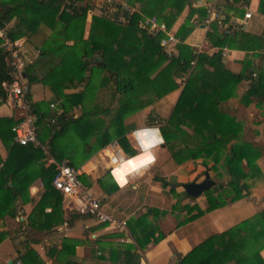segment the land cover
Returning a JSON list of instances; mask_svg holds the SVG:
<instances>
[{
    "label": "trees",
    "instance_id": "1",
    "mask_svg": "<svg viewBox=\"0 0 264 264\" xmlns=\"http://www.w3.org/2000/svg\"><path fill=\"white\" fill-rule=\"evenodd\" d=\"M76 1L0 0V26L7 27L11 39L30 37L41 24L52 31L42 42L36 57L24 68L27 83L50 85L58 108L68 110L80 106L78 115L67 117L64 111L58 113L51 110L48 100L33 102L32 108L38 117L37 139L41 145L35 147L14 142L11 126L15 120L8 116L0 117V140L8 149L4 160L0 156V220L16 216V202L29 200V186L34 180L39 179L44 188L27 218L28 238L23 242V250H19L22 264H43L34 247L29 246L42 240L34 238L33 233L42 237L62 222L70 223L81 215L89 217L76 211H69L63 217L62 195L51 184L55 166L45 165L43 146L56 161L66 159L74 167L113 140L125 153L135 155L136 151L126 139V133L135 125L126 123L125 117L178 88L179 80L185 74L187 77L171 116L160 126L164 145L175 163L202 158L201 163L207 166L210 159L213 162L210 169L217 170V165L222 166L229 178L226 187L215 194L210 188L203 192L207 202L204 210L195 204H181L180 200L172 204V211L176 209L187 214L179 219L177 225L243 197V191L249 188L246 179L263 178L255 161L264 149L242 139V124L220 108L222 102L235 94V84L242 78L249 80V87L241 95V101L248 103L254 99L263 102L262 73L252 79L249 73L231 74L225 70L219 51L211 55L196 53L183 43L177 44L178 55L168 56L159 44V36L146 32L139 25L141 14H145L156 16L169 28L174 16L180 14L186 4L191 9L187 20L193 11H197V17L203 20L205 7H193V0H125L133 6L135 2L140 3L134 12L117 7L112 17L116 19L121 13L127 18L126 23L105 15H92L88 36L84 38V21L90 5L87 2V5L78 8ZM239 1L233 0L234 3ZM61 6L64 7L61 9ZM258 12L264 15V0L259 1ZM183 26L185 23L178 28L177 36L189 30L182 29ZM212 28L206 33L211 45L221 47L227 44L232 48L264 51V27L259 35L240 30L228 35L218 32L214 24ZM7 57L0 49V101L6 99L1 83L10 80ZM42 58L49 64L45 76L37 75L36 71ZM192 61H195L194 64ZM246 64H249L248 59ZM103 71L109 75L102 76ZM106 83L111 84L110 89L113 87L112 104L101 107L94 100L99 86ZM65 88L78 90L65 93ZM154 118L150 112L148 126L155 124ZM66 135L70 142L60 144L58 140ZM153 179L159 181L162 187L170 186V191L176 195L174 186L178 183L172 184L160 175H155ZM98 183L107 193L117 188L115 183L102 179H98ZM184 196L195 199L186 193ZM47 207H50L48 212L45 211ZM166 213L165 210L148 207L138 216L130 217L126 228L133 241L129 243L105 247L97 238L91 241L63 237L57 256L63 258V264H90L71 258L76 245L86 241L92 254L99 259L138 264L141 258L139 251L143 252L147 244L158 243L164 237L157 218ZM6 235L7 231L0 230V243ZM263 246L264 208L229 229L208 236L186 255L178 257L174 264H264L259 255ZM105 248H108V255H104Z\"/></svg>",
    "mask_w": 264,
    "mask_h": 264
},
{
    "label": "crops",
    "instance_id": "2",
    "mask_svg": "<svg viewBox=\"0 0 264 264\" xmlns=\"http://www.w3.org/2000/svg\"><path fill=\"white\" fill-rule=\"evenodd\" d=\"M213 1L214 0H193L192 6L205 7L207 4H210ZM259 1L260 0H249L248 2H243V0H241L234 4L222 3V9L227 20H233L234 18H239L237 13L238 8L234 6L235 4L256 3V6H258ZM87 2H89L90 8L87 10L85 16L83 31L84 38L88 36L92 15H105L109 19L111 18L117 22L126 23V21L122 20L121 13L118 17H116V19L113 18L117 7L134 12L136 11V8L140 6V3L135 2L133 6L131 3H128L125 0H77L75 6L81 8L82 6L87 5ZM63 7L64 6H61V9ZM188 9L189 8L186 7V9L182 10L180 14H178L179 16L176 17L177 20H173L171 23L169 29L173 27L170 31L174 34L177 33L178 28L188 16ZM252 13V18L243 22V24L245 23V28L242 29L241 27V29L244 32L251 33V31L248 29V25L252 22V19H255V16L260 14L257 9H252ZM143 16L146 15L141 14L140 19ZM195 16V13L194 15L192 14L190 17L191 19L189 20L192 23V27L189 28V30L182 36H178L179 43L189 45L193 51L199 49L200 52L211 55L215 53V48H218L219 46L209 44L206 39V33L211 32L209 27L203 23L206 15L204 16L203 20H200L197 16ZM10 24L11 23H9L7 26ZM217 31L221 33V30L218 28ZM51 32V30L41 24V26L36 29L32 36H23L17 38L22 43H24V47L27 49L29 54L30 62L36 57L40 47L42 46V42L49 37ZM259 32L255 34L257 35ZM67 43H71V40ZM165 53L167 52L165 51ZM167 55H178L177 44L173 48L172 52L170 54L167 53ZM221 59L225 70L231 74L238 75L241 72L245 74L249 73L248 75H250L252 79L256 78L261 72L264 76V69L262 70V66H264V51L243 50L228 46L226 56L221 55ZM247 59L249 60V67L246 64ZM210 69L212 70L213 68ZM252 72H256L257 76L252 77ZM186 77L187 74L183 75L181 84L178 88L166 92L160 98H156L153 103L148 105L150 107H145L150 108L148 115L145 113V108H142L129 114V116H126L127 119H125V122L128 120L126 123H133L135 128L141 127L143 121L145 119H149L151 112L155 117V124L150 126H156L160 128V126L164 125L170 118L183 89L184 81L182 82V80L186 79ZM30 87L33 102L48 100V98H50L51 93L44 91L46 86L42 83L39 82V85L37 86V89H39L37 95L33 91V84H30ZM248 87L249 80L247 78L240 79L235 84V94L230 96L226 101L222 102L220 104V108L227 115L233 117L236 122H240L242 124L240 130V136L242 139L250 143L257 144L264 149V101L257 102L253 99L248 101V103L242 102L241 95L248 89ZM76 90H78V88H65L64 92H73ZM262 90L264 91V87ZM99 94L100 91L94 100L95 104H99ZM77 108L80 110V106H77ZM5 116L12 117L14 120L16 118L15 111L13 108H11L10 103L6 99L4 101H0V117ZM133 130L126 133V139L129 145L137 152L138 146L135 140L131 137ZM111 143L119 147V150L117 149L115 151L118 159L127 154L119 146L116 140H113ZM111 143L95 151L88 158L81 161L78 164V168L81 170L83 185L90 189L96 196L101 198L106 206V209L108 211H113L118 220L127 221L130 217H136L139 214L145 212L148 207H155L165 210L162 205L165 201H170V198L168 194H165L166 188H163L159 181L153 179L152 170L157 164L158 168L156 169L159 171V174H170L171 177H169V179L175 180L173 182H180L181 180L187 181V176H189L190 182L191 180L200 181L202 179L199 178L193 180L195 175L192 174V168L195 166L194 163H197L199 160L201 162L202 158L189 159L181 164H177L173 161L169 150L163 144L155 149L157 159L156 162L150 166V168L144 171L142 175L130 177L126 186L122 188L117 186V188H115L112 193H107L98 183V179H102L104 182L106 181L108 183H113L109 176L112 162L108 157L111 154L109 149V145ZM43 149L46 153V158L50 156L47 149ZM7 154V147L0 140L1 158L4 160ZM255 163L259 166L263 174V178L246 179L249 188L243 191L245 193L243 197L224 206L206 211L197 218H194L193 220L185 222L181 225H177L175 217L172 213H169L171 212V208L170 210L168 209V212L161 218V220L157 221L159 224H161V230L164 232V237L158 243L147 244L143 252L138 250L141 253V258L138 264H174L177 262L178 257L186 255L208 236L223 232L261 211L264 208V153L256 159ZM40 182L41 181L39 179H36L32 182L31 186H29V200L27 202H16V211H18V207H21V210H23L24 219L28 218V215L32 211L34 205L40 198V187L42 186ZM219 186L220 185L215 183L212 187V191L214 193L217 192L219 190ZM33 189H35V191H33ZM184 192L185 190L183 188V195L186 193ZM202 194L198 196V199L194 202L199 206L200 209L204 210L207 205ZM184 197L185 198L181 204H194L191 198L186 196ZM175 202L176 199L172 198L171 203L174 204ZM49 210L50 207L45 208V211L48 212ZM61 210L63 212V217L69 213V210L65 207V203L63 202H61ZM183 214L186 216V211H183ZM10 218L12 217L6 216L0 220L1 231H7V223L10 221ZM149 219H151V216ZM111 230L112 229L106 224L97 223L90 217H83L81 215L80 217L73 219L70 223H67V228L63 227L62 222L61 224L55 226L51 231L44 233V240L39 242V245L40 248L45 249L46 252L41 253V251H39L40 249H36V251L39 257L41 256L40 258L45 260H51L55 258L58 250L61 247V240L63 237L77 238L80 240H85L86 237V239L91 241L97 238L105 247H109L110 245H118L122 242L129 243L133 241V238L129 234V231L126 227L123 230L115 232ZM5 239L0 243V258L5 259L6 263L9 259H13V257H7V254H9V252L11 253L12 250L10 251V249H8L9 247L6 246L7 243H5ZM105 249L106 251L104 255H108V248ZM12 253L14 254V252ZM98 253L99 252H97V254ZM259 255L264 262V246L259 250ZM71 258L77 262L90 264H124L97 258L92 254L91 246L86 241L76 245L74 255ZM231 264H233V262H231Z\"/></svg>",
    "mask_w": 264,
    "mask_h": 264
},
{
    "label": "built area",
    "instance_id": "3",
    "mask_svg": "<svg viewBox=\"0 0 264 264\" xmlns=\"http://www.w3.org/2000/svg\"><path fill=\"white\" fill-rule=\"evenodd\" d=\"M234 4L233 0H214L205 6L206 16L203 23L212 31L214 24L224 34H231L234 31H241L243 22L252 18V10L248 9L245 4H239L247 11L239 18L227 20L222 9V3ZM127 10V9H125ZM130 12V10H128ZM126 17L122 15V20L126 21ZM139 25L146 32L158 37L160 46L170 54L179 38L170 31L166 23L160 21L156 16H143L139 20ZM211 26V27H210ZM0 49L8 55L9 76L10 80L1 83L6 92V100L10 103L11 108L15 111V123L11 126L13 133V141L20 145L41 146L37 139V114L32 108L31 87L27 83L24 68L30 62L27 49L18 39H11L6 26H0ZM221 55L226 56L228 46L224 45L215 48ZM200 52L199 49L195 50ZM215 51V52H216ZM191 63H194L192 61ZM257 73L252 72V77H256ZM184 80H182L183 82ZM48 106L51 110L61 112L53 101H49ZM53 121V120H52ZM133 137V136H132ZM134 139V137H133ZM135 140V139H134ZM138 146V145H137ZM111 154L108 156L111 162L118 159L115 151L119 147L113 143L109 145ZM53 164L54 175L51 181L52 186L62 195V202L69 211H76L83 215H88L97 223L106 224L123 230L126 227V220H118L113 211H108L105 204L90 189L86 188L80 179L81 170L68 163L66 159L56 161L52 156L45 159V165ZM1 167V164H0ZM22 210L19 212L20 215ZM63 227L67 228V223H63Z\"/></svg>",
    "mask_w": 264,
    "mask_h": 264
},
{
    "label": "rangeland",
    "instance_id": "4",
    "mask_svg": "<svg viewBox=\"0 0 264 264\" xmlns=\"http://www.w3.org/2000/svg\"><path fill=\"white\" fill-rule=\"evenodd\" d=\"M222 3V2H221ZM247 7H248V9H250V10H252V9H257V11H258V6H256V3H244ZM234 6H236V8H238V11H237V13H238V15H239V17H241L242 16V13H243V11H242V9L244 10V12L245 11H247V9H244V8H242L241 6H239V4H235ZM186 7H188L189 9H188V13H189V11L191 10L190 9V6L188 5V4H186L185 6H184V8H183V10L184 9H186ZM235 8V9H236ZM191 13H193V15H194V13H195V15L196 16H199V14H198V12L197 11H193V12H191ZM253 14V13H252ZM177 16H179V15H175L174 17H175V19H173L174 21L175 20H177ZM192 16V15H191ZM195 16V17H196ZM179 18V17H178ZM191 18L189 17L188 18V20L187 19H185L184 21H183V23H185V26H183V28L182 29H188V28H191L192 27V23H191V21H189ZM182 23V24H183ZM263 27H264V16L263 15H261V14H259L258 16H255V19H252V22L251 23H249V25H248V29H249V31H251V33L252 34H255V33H258L260 30V32H259V34L262 32V29H263ZM172 28L173 27H171V29L170 30H172ZM241 31H242V29H241ZM259 34H257V35H259ZM44 59H45V57H43ZM43 58H42V61H40L39 63H37V67H36V71L39 73H37V75H39V76H41V75H46L45 73L46 72H48V68H49V64L47 63V61H44L43 60ZM98 58H100V57H98ZM248 67H249V65H247ZM246 66V67H247ZM101 75L102 76H108L109 74L107 73V72H105V71H103L102 73H101ZM182 79V78H181ZM181 79L179 80L180 81V84H181ZM98 80V78L96 77L95 78V81H97ZM184 80V79H183ZM33 84V91H34V93L37 95V93H38V90L39 89H37V86L39 85V82L37 83V82H35V83H32ZM43 85H45L44 83H43ZM110 85L111 84H109V83H106L105 85H101V86H99L101 89L99 90L100 91V94L98 95V97H99V100H98V102H99V104H100V106L101 107H103V106H108L109 105V107L111 106L110 104H112V102H110V99H111V94H112V90H113V87H111V89H110ZM46 87L44 88V91L45 92H49V93H51V95H50V98H48V101H53L54 103H55V105H56V107L58 108V104H57V102L54 100V97H55V93H54V91H53V89L50 87V85H45ZM96 98V97H95ZM114 102H116V101H114ZM94 103H95V101H94ZM117 105H115V107H116ZM147 107H150V106H147ZM60 111H64L65 113H66V116L67 117H71V116H73V115H78L79 113H80V110L77 108V106H75V107H73V108H71V109H66V108H58ZM149 109L150 108H145V113L148 115V111H149ZM127 116H129V115H127ZM145 118H146V115H145ZM125 119H127L126 117H125ZM125 119H124V121H125ZM128 120H126V122H127ZM148 122H150L149 121V119L148 120H144L143 121V123H142V126H145V125H147L148 126ZM129 123V122H128ZM141 126V127H142ZM154 127H156V126H154ZM132 137V136H131ZM69 138V136L68 135H66V137H63V138H60L58 141H59V143L60 144H62V143H69L70 142V139H68ZM133 138V137H132ZM131 138V139H132ZM43 148H45L46 149V146H43ZM69 152V151H68ZM264 153V152H263ZM76 157H77V155H76ZM72 159L73 160H75V158L74 157H72ZM208 161V164H207V166H204L201 162H200V160L197 162V163H194V167L192 168V174H194L195 176L193 177L194 179L193 180H195V179H199V178H203V174H204V172L205 171H208L209 172V174L211 175V177L213 178V180L215 181V183H217V185H220L219 186V190H222L223 188H225L226 187V184H227V181H228V178H229V176L227 175V173L223 170V168H222V166H219V165H217V170H212V169H210V167H211V165L213 164V162L210 160V159H208L207 160ZM211 162V163H210ZM211 165H210V164ZM156 168H158V164L157 165H155V167H154V169L152 170V175H153V177L155 176V175H162V177H165V178H167V179H169V177H171V175L170 174H168V175H163V173H160L159 174V171L156 169ZM218 171V172H217ZM170 172V171H169ZM160 175V176H161ZM188 178V180L187 181H185V180H181L180 182H173V181H175V180H173V179H169L168 181L170 182V183H178L177 185H175L174 186V188H175V190H176V195H175V193H172L171 191H170V186H167V187H165L166 188V190H165V194H168L169 195V198H170V201H165L164 203H163V207H164V209L168 212V209L170 210V208H171V206H172V203H171V199L172 198H175L176 199V201L177 200H180V203L183 201V199L185 198L184 197V195H183V183H185V182H190L189 180V176H187ZM192 181V180H191ZM41 183V182H40ZM41 187H40V192L42 193V191L44 190V188H43V184L41 183ZM164 188V187H163ZM211 190H212V187L210 188ZM42 190V191H41ZM218 190V191H219ZM217 191V192H218ZM214 193V192H213ZM216 193V192H215ZM214 193V194H215ZM39 194V193H38ZM41 195V194H40ZM203 195V197H204V199H205V202H206V197H205V195L204 194H202ZM230 197V196H229ZM229 197H226V199H228ZM198 199V197L197 198H195L194 200H192L193 202L194 201H196ZM194 204L195 205H197L195 202H194ZM188 205V204H187ZM206 205H207V202H206ZM207 207V206H206ZM21 211V207H18V211H17V213H16V217H14V218H10V221L7 223L8 224V226H7V235H6V239H5V243H7L6 244V246H8L9 248L8 249H10V251L12 250V252H14V254L11 252H9V254H7V257H13V259H11L12 260V264H22L21 263V261L19 260V250H23V242L24 241H26V239L28 238V236L26 235V231H27V218L26 219H24V216H23V210H22V212H21V214L22 215H20L19 214V212ZM171 212H169V213H172L173 214V216L175 217V219H176V223L179 221V219H183V216H184V214H183V212L182 211H179V210H176L175 209V212H177V213H175L174 211H172V210H170ZM195 211V210H194ZM161 216H159L158 218H157V221H159V220H161ZM159 224V223H158ZM4 225H5V223H4ZM6 226V225H5ZM12 227V228H11ZM159 227H160V229H161V224H159ZM112 230L111 231H119V229H116V228H113V227H110ZM162 231V230H161ZM33 237L34 238H42V240L41 241H43L44 240V237H43V235H42V237H41V234H39V233H33ZM85 239H86V237H85ZM40 241V242H41ZM29 246H33L34 247V249L36 250H38V249H40L39 251H41V253H45L46 252V250L45 249H43V248H40V245H39V243H34L33 245H29ZM39 247V248H38ZM49 248H50V246H49ZM41 257V256H40ZM42 260H43V264H63V258H60L59 256H57L56 255V257L55 258H53V259H51V260H48V259H43V258H41ZM7 263V262H6ZM5 263V259H1L0 258V264H6Z\"/></svg>",
    "mask_w": 264,
    "mask_h": 264
},
{
    "label": "clouds",
    "instance_id": "5",
    "mask_svg": "<svg viewBox=\"0 0 264 264\" xmlns=\"http://www.w3.org/2000/svg\"><path fill=\"white\" fill-rule=\"evenodd\" d=\"M131 134L138 145V151L135 155L125 154L122 158L113 160L109 171L112 182L121 188L128 184L130 177L142 175L150 168L157 159L155 149L165 144L159 127L145 125L135 128Z\"/></svg>",
    "mask_w": 264,
    "mask_h": 264
},
{
    "label": "water",
    "instance_id": "6",
    "mask_svg": "<svg viewBox=\"0 0 264 264\" xmlns=\"http://www.w3.org/2000/svg\"><path fill=\"white\" fill-rule=\"evenodd\" d=\"M203 26V25H202ZM245 28V23L242 25V29ZM215 184L214 180L210 176L208 171L204 172V176L200 181H191L183 184V188L187 195L191 197L200 196L205 190L213 187ZM7 264H12V260L9 259Z\"/></svg>",
    "mask_w": 264,
    "mask_h": 264
}]
</instances>
